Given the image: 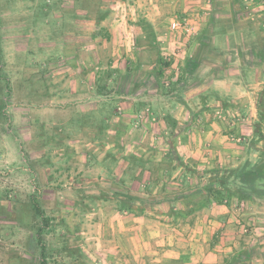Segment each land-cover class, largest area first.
Segmentation results:
<instances>
[{
	"label": "rangeland",
	"instance_id": "1",
	"mask_svg": "<svg viewBox=\"0 0 264 264\" xmlns=\"http://www.w3.org/2000/svg\"><path fill=\"white\" fill-rule=\"evenodd\" d=\"M133 1L0 0V264H126V255L109 241L107 256L97 245L103 220L113 211L120 218L131 212L120 208L117 193L138 196L134 207L150 200L146 208L170 216L187 210L186 200L171 206L164 199L189 187L170 183L180 161L173 143L161 145L164 126L158 123L162 115L174 118L158 106L163 95L179 99L185 80L196 77L204 62L210 63L207 70L231 71L262 60L264 32L254 17L264 15V0H194L188 14L206 13L200 32L190 37L168 27L182 7L167 8L160 39L146 25L149 36L143 38L145 19L131 13ZM115 20L120 41L111 39ZM181 74L186 79L178 85ZM148 76L153 96L144 93ZM142 102L133 114L129 105ZM227 108L208 110L228 124L231 141L251 150L244 161H256L264 140L255 135V124L264 134V120L259 123L257 113L252 134L237 133L233 122L242 115ZM197 118L196 129L203 124ZM165 148L170 159L163 157ZM163 169L168 183L160 188ZM246 200L253 205L245 207L246 216L259 215L254 210L264 206L261 198ZM149 212L136 211L154 220ZM145 223L134 232H147L151 223ZM246 226L247 234L258 232V226ZM245 248L255 250L246 264H264V235Z\"/></svg>",
	"mask_w": 264,
	"mask_h": 264
},
{
	"label": "crops",
	"instance_id": "2",
	"mask_svg": "<svg viewBox=\"0 0 264 264\" xmlns=\"http://www.w3.org/2000/svg\"><path fill=\"white\" fill-rule=\"evenodd\" d=\"M193 2L194 0H135L129 9L132 14L137 11V15L145 19V24L140 26V29L143 30H141L143 38L149 36L145 31L146 25L147 28L155 30L160 39L166 30L163 23L166 9L182 7L181 16H184L188 14ZM254 18L257 28L264 32V15L258 14ZM135 25L134 22H131L128 26L136 30ZM119 27L118 20H115L112 28L109 27L111 39L122 40L123 35L120 32L121 27ZM143 32L145 33L143 34ZM126 36L130 38L127 34ZM262 58V60L257 58L256 63H249V69L248 67H246L247 69L235 68L231 71L218 70L217 68H215L217 70H207L210 63L204 62L201 64L203 68L201 67V70L196 72V77L192 78V75L186 79L185 75L181 74L180 78L175 81L179 85L186 79L182 85L183 88H180L181 97L179 99L175 101L169 100L167 96H161V100L164 102L158 106V109L165 113L170 110L174 118L171 119L172 123L164 118V115L159 120L158 124L164 126L162 128L164 132L159 136L162 138L161 145L166 146L168 142L173 143L174 148H177L176 158L180 163L183 162L182 165L178 163L172 170L174 181L172 180L170 183H177L178 186L180 183L183 186L192 184V187L198 183L205 184L214 170L222 171L244 162L248 155L247 152L251 150L246 151L243 142L231 141L228 124L212 119V113L208 109L227 106V110H237L242 117L234 119L233 123L236 122L235 131L251 135L253 121L257 116L259 96L257 93H260L264 88L262 84L264 78L261 80L264 77V57ZM245 66H247L246 63ZM152 78V76H148L144 80L146 86L144 93L149 96L156 93ZM252 79L258 81L257 85L252 83ZM156 95L159 96L160 93ZM144 104L145 102L131 103L129 107L133 108L134 114L137 107ZM198 116L202 117L203 124L201 128L196 129L194 125ZM149 124L156 125L157 123L149 122ZM153 132L148 131L150 135ZM167 154L168 151L165 148L164 159H170L169 156H166ZM159 172L161 179H164V176L169 173L167 169ZM196 172L202 174V177L198 178ZM149 178L150 176L146 175L143 181L146 186L151 183ZM166 178L158 181L160 188L164 186V183H168ZM174 193L177 194H173L171 197L164 196L166 201H172L171 206H176V202L183 200H176L183 194L181 190ZM144 201L145 203L150 202V200ZM247 201L233 198L221 204L211 203L183 216L166 215L165 210L153 208L143 210L145 213L150 210L148 217L155 218L154 220H149L145 214V216L140 215L135 211L120 218L113 211L111 215L114 217L100 223L97 245L103 248L99 250V253L107 254L105 241H109L110 247L113 246V249H119V252L126 255L128 258L126 264H220L229 255L247 247L257 237L264 235L259 232L264 229V213H262L264 210H260L264 209V206L261 204L259 210L255 208L254 211H259V215L246 216L248 212L245 211V207L251 209L253 206H248ZM261 201L264 202V199ZM179 204L181 203L179 202ZM242 210L244 212L240 214ZM159 211L162 213L159 214ZM146 221L151 223L147 232H134L136 228H141L142 223L146 224ZM105 223L106 225L102 229ZM250 223L258 226L255 228L258 232L254 231L252 235L245 232L246 225ZM106 227H109V235L106 233Z\"/></svg>",
	"mask_w": 264,
	"mask_h": 264
},
{
	"label": "trees",
	"instance_id": "3",
	"mask_svg": "<svg viewBox=\"0 0 264 264\" xmlns=\"http://www.w3.org/2000/svg\"><path fill=\"white\" fill-rule=\"evenodd\" d=\"M257 113L260 123L264 120V88L260 91L257 99ZM258 126V123H256L255 135L264 140V134L260 131ZM252 142H254V140ZM257 147L261 154L256 161L251 162L245 160L236 167H229L222 171L214 170V173H211L205 184L198 183L193 187L192 184L191 186L187 184L189 185V192H184L176 199L186 200L185 204L187 210L175 211V214L183 216L188 212H195L202 209L208 204H221L233 198H237L238 200H246L253 197L264 199V145ZM249 149H252V146H250ZM170 157L171 155H169V158ZM139 159L135 157L133 160L136 164L141 165L143 161ZM196 176L201 178L202 174L196 172ZM116 195L121 197L119 198L121 209L131 212H136L137 210L143 212V210L147 209L145 201H143L141 207H134L132 200L139 199L138 196L124 193H117ZM254 251L253 248L243 247L235 255L226 257L220 264H246L245 258L252 256Z\"/></svg>",
	"mask_w": 264,
	"mask_h": 264
},
{
	"label": "built area",
	"instance_id": "4",
	"mask_svg": "<svg viewBox=\"0 0 264 264\" xmlns=\"http://www.w3.org/2000/svg\"><path fill=\"white\" fill-rule=\"evenodd\" d=\"M210 1V0H209ZM206 10V9H205ZM205 10L196 9L192 14H187L184 16H173L169 20V29L173 32L183 34L185 36H194L200 32L201 29V18L206 13ZM172 66L177 69V62H173Z\"/></svg>",
	"mask_w": 264,
	"mask_h": 264
}]
</instances>
